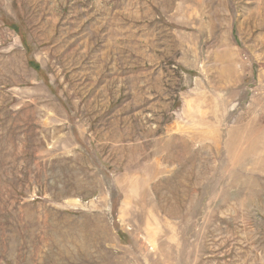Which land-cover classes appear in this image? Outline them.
I'll list each match as a JSON object with an SVG mask.
<instances>
[{"label":"rangeland","instance_id":"obj_1","mask_svg":"<svg viewBox=\"0 0 264 264\" xmlns=\"http://www.w3.org/2000/svg\"><path fill=\"white\" fill-rule=\"evenodd\" d=\"M0 264H264V0H0Z\"/></svg>","mask_w":264,"mask_h":264}]
</instances>
